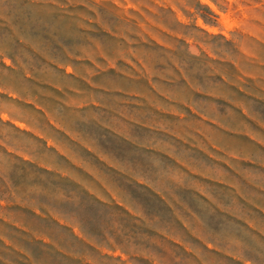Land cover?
I'll use <instances>...</instances> for the list:
<instances>
[{"label":"rangeland","instance_id":"374dc122","mask_svg":"<svg viewBox=\"0 0 264 264\" xmlns=\"http://www.w3.org/2000/svg\"><path fill=\"white\" fill-rule=\"evenodd\" d=\"M32 262L264 264V0H0V264Z\"/></svg>","mask_w":264,"mask_h":264},{"label":"crops","instance_id":"0c3cea01","mask_svg":"<svg viewBox=\"0 0 264 264\" xmlns=\"http://www.w3.org/2000/svg\"><path fill=\"white\" fill-rule=\"evenodd\" d=\"M142 124V123H141ZM144 125V124H143ZM205 136V135H203ZM213 147L216 148L217 150H223L222 147L219 145V143L216 142H212ZM28 232V233H27ZM75 235V234H74ZM24 238L31 242V243H42L43 247H38L37 250L43 251V250H47V251H52L54 253H65V254H74L75 252L72 250H65L63 249L61 246L56 244V240H54L50 235L46 234V233H40V234H36V233H29L28 229L26 230V232H24ZM75 238L78 239V236L75 235ZM13 244V243H12ZM18 253H22V254H33L35 251L34 250H29L26 247H22V246H18L16 244L12 245ZM111 250V249H109ZM33 264H35L34 262H32Z\"/></svg>","mask_w":264,"mask_h":264}]
</instances>
